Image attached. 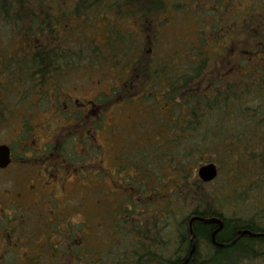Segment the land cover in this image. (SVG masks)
Returning a JSON list of instances; mask_svg holds the SVG:
<instances>
[{
	"label": "trees",
	"instance_id": "16d2710c",
	"mask_svg": "<svg viewBox=\"0 0 264 264\" xmlns=\"http://www.w3.org/2000/svg\"><path fill=\"white\" fill-rule=\"evenodd\" d=\"M72 1L0 0V125L25 120L80 66L108 65L124 81L111 97L144 111H134L136 128L120 134L121 180L113 185L123 189L105 208L103 235L88 250L53 247L56 225L43 211L24 208L19 221L17 214L1 219L0 264H182L196 216L219 218L222 227L193 222L196 248L186 264L264 261V235L248 234H264V0H191L200 9L193 41L180 38L177 51L179 40L163 35L187 25L179 13L181 21L158 40L162 48L142 54L138 45L118 47L124 40L107 38L106 48L97 40L98 4ZM153 1L151 8L137 5L138 15H157L163 3ZM208 163L226 177L216 191L209 189L216 179L198 175ZM223 197L229 207L248 202L253 214L226 217ZM239 232L248 233L237 238ZM205 243L210 251L203 254Z\"/></svg>",
	"mask_w": 264,
	"mask_h": 264
},
{
	"label": "flooded vegetation",
	"instance_id": "af4514ba",
	"mask_svg": "<svg viewBox=\"0 0 264 264\" xmlns=\"http://www.w3.org/2000/svg\"><path fill=\"white\" fill-rule=\"evenodd\" d=\"M178 1L180 0H160L163 6L157 15L151 9L146 10L149 12L147 14L138 15L136 8L137 5L144 4L151 8L153 0L72 2L98 4L97 28L101 30V34L97 40L101 44H107V38L124 40V44L120 42L118 47L136 49L134 45H138V52L142 54L154 53L162 48L158 43L160 36L174 27L176 19H179ZM110 27L114 29L112 33L107 32ZM176 38L179 40L175 48L178 51L181 41ZM105 47L108 48L106 45ZM108 67L83 65L79 70ZM131 68L132 65L125 67ZM123 83L121 78H116L109 85L108 91L103 89L93 96L85 95L78 88L67 91L60 87L45 102H38L33 110L24 113L25 120L18 125L16 140L7 143L11 161L8 166L0 168V220H12L16 214L18 221L21 220L25 206L30 204L35 213L41 215L43 211L50 224L56 225L54 236L50 239L53 247L74 244L88 250L90 243L95 241L89 238L93 235L92 232L104 230L105 227V211L100 206L99 213L91 210L89 200L95 199V206L97 203L101 205V193H96L100 182L102 181V187H106V180V188L112 189L116 188L113 183L121 180L120 134L125 128H136L133 124L138 121L133 115L127 122L121 121V117L127 115L129 110L124 98L122 100L115 97L112 104L107 99L116 88L120 90ZM75 157L78 160H74ZM109 158L111 168L106 166ZM82 169H86L84 174H93L98 181L94 178L90 183L87 174L83 182H79L78 172ZM24 181L30 182L25 188L22 186ZM69 184H76V198L80 199L82 206L79 214L70 211L67 201ZM115 195L117 193H114V198ZM73 215L79 216L80 221L74 222ZM71 223L73 227L69 229ZM79 224L80 228L75 229L74 226ZM70 231H73V235H70ZM65 233H68V238ZM38 245L41 246L36 242L37 247Z\"/></svg>",
	"mask_w": 264,
	"mask_h": 264
},
{
	"label": "rangeland",
	"instance_id": "374dc122",
	"mask_svg": "<svg viewBox=\"0 0 264 264\" xmlns=\"http://www.w3.org/2000/svg\"><path fill=\"white\" fill-rule=\"evenodd\" d=\"M178 2L180 4L179 5V8H180L179 13H182L181 19L183 21H187V25L185 27H183V23H182V25H180V26L178 25V27L174 28L173 31H171V33L168 32V33H164L163 35H165V36L168 35V38H170V40H168V42L172 40L174 43L177 39L176 37L182 38L185 42L193 41V39L195 38V35L193 34L192 30H193V28H196V26L194 27V25H193L194 24L193 21H195L196 13H200V9L199 8L196 9V7H193L191 5V0H180ZM175 13H177V12L175 11ZM179 21H181L180 18H179ZM190 21L192 23H190V25H188ZM196 31H198L197 28H196ZM174 45L176 46L177 43L175 42ZM212 45L215 46L213 48V52L219 51L218 45L213 44V43H212ZM115 76H117V75H115L114 72L109 71L108 69H106V70L91 69V70H84V71L79 70V71H76L75 73L70 74L66 78H64L61 85H62V88L64 90L69 91V90H72L74 88H78L80 92H85V95L93 96L94 94H96L97 92H99L103 89L105 91H108L109 85H112L113 80L116 79ZM136 95H134V97ZM107 99L111 100V102H109V103L112 104V102H113L112 100H114L113 97H109ZM138 104L130 105L129 106L130 111L128 110L127 115L123 116V118L121 117V121L127 122L128 120H130L131 115H133L135 112L137 114H139L140 117H142L144 111L141 110V105H138ZM165 107H167V106L164 105V108ZM110 113H112V112H110ZM15 122L6 124L5 126L0 125V144L13 143L14 140H16V137L18 135L17 130L19 129V126H18L19 123L17 122L18 124H15ZM109 143H110V141H109ZM134 143L135 142H133L131 145H133ZM109 161H110V158L106 164L107 168L112 167V163H111V161L109 163ZM85 172H86V169H82L81 171L78 172L79 182H83L84 178H86L88 173L84 174ZM94 178H95V176L93 174H88V179H89L90 183L93 182ZM225 178L226 177L221 174L219 177L216 178L215 181H213L210 184L211 187L209 189H213L214 191L218 190L221 187L223 181H225ZM104 181H105V184H107L106 180H104ZM108 181H110V180L108 179ZM29 184H30L29 181H24L22 183V186L25 188V186H28ZM101 185H102V181L100 182V186L96 191V193H101V196H102L101 199H103V202H101V205H99V203H97V206H95V203H94L95 199L89 200V208L91 210H93L94 212L98 211V213L100 212V207L102 210L105 211L106 210L105 208H107L108 204L112 202V200H113L112 197H113L114 193L118 194L123 189V187L120 185L118 187L112 188V189H107L106 187H102ZM75 190H76V184L75 185L74 184L68 185L67 191L69 192V194H68L69 196L67 198V201H68L69 206L71 207L70 211L78 213V212H81L82 206H80V204H81L80 199L76 198L77 192ZM224 200H225V197H223L222 201L219 202V208H220L221 212L228 218L234 216V214H236V216L242 215L245 217H249L254 212V210H252L251 206H249V203L247 201H246L247 202L246 206H244L243 202L240 201V202H236L234 205L233 204L230 205V207H229V206H227V204L229 202L224 201ZM103 203H104V205H103ZM224 203L226 206L223 205ZM25 207L28 210L33 209V207L30 206V204H27ZM227 208H230V209L228 210ZM259 210L264 211V209H259ZM73 219H74V222L80 221L79 216H74ZM92 233H93V235L91 238L101 239V237L103 235L102 234L103 230L102 229H99L98 231L94 230ZM201 251L203 254L209 252L210 248L208 247V244H206V243L203 244L201 246ZM233 258H234V256L231 257V259H233ZM248 264H264V261L261 259H257L254 263L248 262Z\"/></svg>",
	"mask_w": 264,
	"mask_h": 264
},
{
	"label": "water",
	"instance_id": "95a60500",
	"mask_svg": "<svg viewBox=\"0 0 264 264\" xmlns=\"http://www.w3.org/2000/svg\"><path fill=\"white\" fill-rule=\"evenodd\" d=\"M10 154H11L10 153V147L7 144H0V168H4V167L9 165V163L11 161ZM198 175H199L200 179L203 180L204 182H212L218 176V168L214 163L205 164V165L200 167V169L198 171ZM195 220H203L206 223H217L219 225V229L222 227V220L219 218L203 219V218L198 217V216L192 218L189 222V229H190V232L192 234V238H191L192 248L189 252L187 259L184 261L183 264H186L188 262V260L190 259V257L192 256V254L194 253L195 248H196V234H195L194 229H193V222ZM246 233H248V232H239L237 238L241 237L243 234H246ZM248 234H250L251 236H254V237L264 235L262 233H254V234L248 233ZM236 239H235V241H236ZM212 240L214 243H216L215 232L212 234Z\"/></svg>",
	"mask_w": 264,
	"mask_h": 264
}]
</instances>
